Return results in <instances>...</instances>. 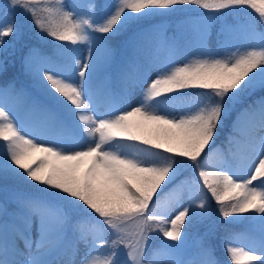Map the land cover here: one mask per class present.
<instances>
[{
	"label": "snow or ice",
	"instance_id": "snow-or-ice-1",
	"mask_svg": "<svg viewBox=\"0 0 264 264\" xmlns=\"http://www.w3.org/2000/svg\"><path fill=\"white\" fill-rule=\"evenodd\" d=\"M42 3L0 0V54L24 38L17 10L38 42L19 48L31 84L0 81V264H77L81 245L79 264H264V0ZM154 17L178 25L170 34ZM186 45L197 58L182 57ZM234 111L229 150L217 146L207 170ZM188 168L199 171L177 183ZM213 201L223 220L249 225L242 246L225 235L227 261L209 232L189 249ZM60 250L66 259L53 258Z\"/></svg>",
	"mask_w": 264,
	"mask_h": 264
},
{
	"label": "trees",
	"instance_id": "trees-1",
	"mask_svg": "<svg viewBox=\"0 0 264 264\" xmlns=\"http://www.w3.org/2000/svg\"><path fill=\"white\" fill-rule=\"evenodd\" d=\"M48 6H49V0H44V3L38 5V11H40V10H42ZM191 11H192V14H196L198 10L195 8H192ZM41 14L46 15V13H44V12H41ZM239 15L241 18H253L252 17V11L250 9L242 10L239 13ZM15 19H16L17 24L23 30L24 38L20 41V44L17 46L18 50H17L15 56L9 54L7 57H4L3 54H0V60H3L5 58L7 59V72L6 73H0V81H2L4 79L16 78L19 83H24V84L30 85L31 84V78L28 75H26L23 71L22 62H21V53L19 51V48H23L24 51L26 52L27 51L26 46H31L33 44H37L38 42L35 39L37 30L35 29V27L33 25L31 15H29V14H27L21 10H17V12L15 13ZM228 20H229V23L234 22L233 17H229ZM150 23H153V24H161L162 23L164 27L168 28L169 33L171 34V32L177 27L178 20L176 19V17H168V18L154 17L151 19ZM40 43L42 45V42H40ZM242 43H243L242 40L239 38L229 42V44H231V45H238V44H242ZM211 44H212V47L216 46L215 29H213V39L211 41ZM42 50L48 51V47H42ZM10 53H11V50H10ZM32 89L36 92L44 93V90L42 87H36V88H32ZM259 95H261V93L258 92L255 95L249 97L248 99L245 100V104H250ZM240 107H243V105H241ZM236 115H237V112H235V111L232 112V114L225 121V123L220 128H218V130H217L218 136L215 138L216 143H215V145L210 146V148L213 150L210 151L209 156H208V168H207V170H215L217 160L219 159V157L221 155V152L214 150V149H216L217 146H219V148L223 151V153L228 152L229 147H230L229 143H228V138L230 135H234L232 125H233V121L236 119ZM232 147H234V145ZM0 150H2V143H0ZM206 151H209V150L206 149ZM191 171H192L191 168L186 169L185 175L186 176L191 175L192 174ZM195 171L197 173L199 171V169H195ZM183 178L184 177H181L179 180H177V183H179L180 181H183L184 180ZM172 187H174V186L173 185L169 186V188H172ZM168 192H169V189H164V193H168ZM36 194L40 195L41 193L37 192ZM157 195H160V197L162 199L164 194L160 193V191L158 190ZM154 199H155V197H154ZM216 208H217V206H216L215 202L213 201L212 202L213 213H212L211 218L206 220L204 223L199 224L196 227H194L192 229V234L198 235V234H204L205 232H209V237H208L209 242L217 248L218 255L221 258L227 260L228 256L224 252V248L222 246V241L224 240L225 235L227 233L237 232L238 228L241 227V225L245 226L248 224V222L247 221H241L238 223H233L231 221V218H229V220L225 221L219 216L218 212L216 211ZM245 215H247V214H245ZM103 234L106 237L112 235L110 229H106ZM151 243L153 245H159V243H160L159 237H157L155 235V233H153ZM121 251L123 252V255L125 256L124 249H121Z\"/></svg>",
	"mask_w": 264,
	"mask_h": 264
},
{
	"label": "rangeland",
	"instance_id": "rangeland-1",
	"mask_svg": "<svg viewBox=\"0 0 264 264\" xmlns=\"http://www.w3.org/2000/svg\"><path fill=\"white\" fill-rule=\"evenodd\" d=\"M66 2H68V0H66ZM235 46H236V45H231V44H230V47H232L233 50H234ZM188 50H189V51H188ZM195 51H196V50H195L194 47H192V46H190V45H186V46L184 47L183 52H182L181 55H182V56L185 55V57H190V58L194 59V58H197V57H195V56L193 55V52H195ZM189 62H190V61H189ZM31 91L33 92L34 90L31 88ZM33 94L39 96L38 94H36V93H34V92H33ZM40 94H41L42 96L46 97L44 93L40 92ZM39 97H40V96H39ZM46 98H47V97H46ZM42 99H43V98H42ZM89 115H91V114H89ZM16 116H17L18 118H20V117L23 116V110H22L21 108H18V109H17ZM108 118H110V117H108ZM89 131H90V129H89ZM184 187H185V189L187 190V188L189 187V185H188L187 183H185ZM165 199H166V196H164V198H162L161 201L163 202ZM178 210H179V209H178ZM36 227H37V224L34 223V226H33V236H34V237H35L36 234H37V233H36V230H35ZM131 228H132V226L129 225V229H131ZM245 234H246V232L241 233V234H238V236H237V243H238L239 246H242V243H240V241H241L243 235H245ZM124 252H125V250H124ZM84 253H85V248H84L83 245H81L80 254H79V256L76 257L77 264H79V260H80V258L84 255ZM53 258L56 259V260L66 259V257L63 255L62 250L57 251V253L55 254V256H54ZM120 258L122 259L121 261H123V260H125V259L127 258L126 256L123 255V252H122V251H121Z\"/></svg>",
	"mask_w": 264,
	"mask_h": 264
}]
</instances>
